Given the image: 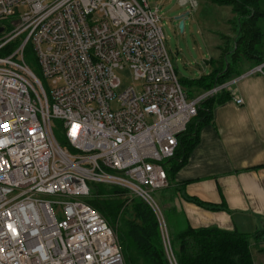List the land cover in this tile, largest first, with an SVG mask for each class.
Wrapping results in <instances>:
<instances>
[{
  "label": "built area",
  "instance_id": "obj_1",
  "mask_svg": "<svg viewBox=\"0 0 264 264\" xmlns=\"http://www.w3.org/2000/svg\"><path fill=\"white\" fill-rule=\"evenodd\" d=\"M16 17L0 38V264H125L113 228L88 202L91 184L145 201L177 264L152 193L169 187L163 163L199 105L228 83L188 97L147 0H0V34ZM29 44L43 79L25 60ZM126 66L142 88L117 97L115 71ZM251 73H264V62Z\"/></svg>",
  "mask_w": 264,
  "mask_h": 264
},
{
  "label": "crops",
  "instance_id": "obj_2",
  "mask_svg": "<svg viewBox=\"0 0 264 264\" xmlns=\"http://www.w3.org/2000/svg\"><path fill=\"white\" fill-rule=\"evenodd\" d=\"M213 49L221 53L218 44ZM219 56L204 54L199 72L181 75L184 86L194 93L190 83L211 76ZM254 66L244 62L241 75L226 82L228 98L216 104L212 121L201 127L187 162L171 175L169 203L184 224L182 230L264 228V73H251ZM238 98L241 104L236 103ZM189 197L224 209L204 208Z\"/></svg>",
  "mask_w": 264,
  "mask_h": 264
},
{
  "label": "trees",
  "instance_id": "obj_3",
  "mask_svg": "<svg viewBox=\"0 0 264 264\" xmlns=\"http://www.w3.org/2000/svg\"><path fill=\"white\" fill-rule=\"evenodd\" d=\"M207 1L231 8L233 18L230 24L233 26L235 36L232 41L228 36H224L226 43L221 47L220 56L214 61L213 74L191 82L190 87L194 93L185 89L189 98H194L241 75L240 67L244 62H251L255 66L264 62V0ZM19 43L16 41L10 44L3 53H10ZM28 49L33 52L30 44L25 50L27 61ZM32 59L37 61L35 55ZM182 85L184 86L183 83ZM227 98L228 94L224 90L199 105L198 114L191 120L186 131L178 137V147L174 157L163 163L169 181L171 175L187 162L191 151L198 144L199 131L203 125L212 121L216 104L222 103ZM103 189L114 190L113 192L118 193V196L126 193L125 190L116 187L108 186ZM103 189L101 184H91V194L96 192L105 194ZM114 193L109 192L110 195H104V199L88 198V202L112 227L122 214L123 207L122 198H118ZM189 199L204 208L224 209L223 206L209 204L194 197ZM128 211L131 213L130 217L124 216L123 220L126 229L120 230L127 263L134 264L132 251H136L148 264H170L165 253L159 222L152 208L145 201L137 198ZM252 239L256 243L264 241V228L250 234L215 226L187 227L170 236L177 264H256L252 253L254 246Z\"/></svg>",
  "mask_w": 264,
  "mask_h": 264
},
{
  "label": "rangeland",
  "instance_id": "obj_4",
  "mask_svg": "<svg viewBox=\"0 0 264 264\" xmlns=\"http://www.w3.org/2000/svg\"><path fill=\"white\" fill-rule=\"evenodd\" d=\"M147 1L151 8H159V13L161 15V26L166 36V45L179 78H181V75L184 77H191L195 72H199V68H203L204 66L203 55L206 53L210 54L212 52L214 57L216 55L219 56L220 52L216 49H213V46L215 47L216 44H218L219 47H222L226 43L224 36H228L231 41L235 36V33L232 29L233 26L230 24L233 14L231 12V8L228 6H220L207 0ZM181 21H184L183 30H181L179 27ZM18 23V18H13L9 25L6 26L5 33L0 34V38L9 33ZM16 41L21 42V38H17L16 40L12 41V43ZM28 51L30 55L28 54L29 59L28 61L26 60L27 63L33 69V71L43 79L38 61L32 59L35 55L34 50L32 52L31 49H28ZM208 58H210V56ZM115 72L121 80V86L116 91L117 97H119V95H121L130 86L135 87L137 91L141 90L143 83L134 79L133 73L128 66H126L124 69H116ZM184 87L186 90L191 91L187 85ZM112 107L113 109L118 107L116 100L112 102ZM53 124L55 135L58 141L63 146H65L66 139L62 129L61 121L54 120ZM101 186L102 189L108 187L104 184H101ZM113 191L114 190L103 189L105 194H98L96 192L91 194L90 198L96 197L104 199V195H110L109 192L114 193ZM114 194L117 195L118 193ZM172 194L173 190L169 187L152 193V198L160 208L163 219L167 225L169 236H171L172 233H177L184 228V224L181 221L178 213L174 209L173 205L169 203L170 196ZM118 198H122V214H120L121 216L119 215L118 219H116L115 225L111 227L118 238L123 252L125 264H128L124 247L120 238V230L126 229L123 226L124 216L128 218L130 217L131 213L128 210L137 198L127 193H121ZM249 229L250 228H245L239 232L250 234L254 233L255 230ZM252 244L254 245L252 247V253L256 264H264V241L256 243L252 239ZM132 256L134 259V264H148L138 252L132 251Z\"/></svg>",
  "mask_w": 264,
  "mask_h": 264
},
{
  "label": "water",
  "instance_id": "obj_5",
  "mask_svg": "<svg viewBox=\"0 0 264 264\" xmlns=\"http://www.w3.org/2000/svg\"><path fill=\"white\" fill-rule=\"evenodd\" d=\"M179 27H180L181 30H183V28H184V21H181V22H180V26H179ZM2 31H3V28L0 27V33H1Z\"/></svg>",
  "mask_w": 264,
  "mask_h": 264
}]
</instances>
